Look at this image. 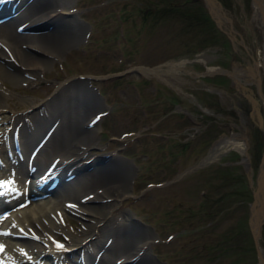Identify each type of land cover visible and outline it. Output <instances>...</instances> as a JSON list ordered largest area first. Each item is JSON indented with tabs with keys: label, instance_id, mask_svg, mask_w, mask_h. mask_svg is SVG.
Wrapping results in <instances>:
<instances>
[{
	"label": "rangeland",
	"instance_id": "374dc122",
	"mask_svg": "<svg viewBox=\"0 0 264 264\" xmlns=\"http://www.w3.org/2000/svg\"><path fill=\"white\" fill-rule=\"evenodd\" d=\"M174 1L68 0L82 19L79 37L60 34L70 41L56 53L35 44V51L52 58L25 80L15 84L3 80L11 92L5 99L6 108L15 119L31 115L29 112L42 106L40 102L44 105L56 95L60 83L85 75L102 94L99 105L85 110V118L93 107L104 111L95 123L97 140L79 161L110 153L133 165L129 188L114 211L133 216L130 225L141 226L147 233L151 229L148 249L153 258L160 264H264V214L256 209L252 216L254 228L260 220L256 241L249 222L252 206L264 208L262 11L256 0H206L219 21L217 26L209 24L201 4L192 5L193 12L186 19L184 12H175L189 3L175 6ZM53 29L46 32L56 31ZM223 30L231 36L241 62L255 64L257 87L250 83L246 85L249 93L242 90L252 104L244 101V113L233 111L237 117L228 111L231 101L244 100L239 90L217 89L211 84L216 79L222 82L223 77L201 75L205 65H225L234 54ZM2 41L13 49L9 41ZM220 43L230 51L225 57L220 55ZM161 62L165 64L153 67ZM142 65L146 68L139 67ZM60 97L66 101L64 95ZM173 102L190 116L179 108L174 111ZM234 134L237 141L228 140ZM0 135V158L9 160L7 135ZM215 145L220 150L213 154ZM245 154L247 168L241 162ZM21 179L29 180V176L23 174ZM257 186L263 200L260 203L258 198L254 204ZM81 218L65 211L61 221L77 233ZM225 234L233 235L224 239ZM54 237L70 242L61 230Z\"/></svg>",
	"mask_w": 264,
	"mask_h": 264
},
{
	"label": "bare ground",
	"instance_id": "6f19581e",
	"mask_svg": "<svg viewBox=\"0 0 264 264\" xmlns=\"http://www.w3.org/2000/svg\"><path fill=\"white\" fill-rule=\"evenodd\" d=\"M255 2L264 18V0ZM6 9L8 17L0 21V132L8 136L11 156L0 163V179H8L18 189L2 197L12 201L9 204H1L3 200H0V246H3L0 264L25 258L23 250L30 254L27 260L44 259L50 264L62 257L67 259V264H160L148 249L151 229L147 227L150 230L147 233L141 226L130 225L135 221L133 216L114 211L129 188L132 168L129 160L116 159L118 156L99 159L93 155L90 164H78L98 137L95 123L90 121L92 115L85 118L88 106L100 103L87 85L88 80L63 81L56 95L44 105L40 102L42 106L30 110L31 115L15 119V114L6 108L5 99L11 92L3 80L15 84L38 72L52 57L35 51V44L52 53L60 51L70 41L65 36L79 37L84 27L82 19L76 16L68 0H19L16 4L12 1ZM52 18L56 20L52 27L56 31L46 32V29L41 34L28 31L37 22ZM20 24L27 30L18 31L16 27ZM57 34L66 35H58L60 38L56 40ZM3 38L13 49L6 46ZM236 71L243 73L242 69ZM76 96H84L85 101L74 102L72 98ZM61 109V113L55 114ZM9 126L12 132L18 131L21 157L11 151L15 144ZM235 136L228 140L237 141ZM217 145L213 154L220 150ZM32 152L28 168L26 164ZM26 171L31 172L32 180H20ZM54 172L58 177L54 180L60 182L52 189L44 188V180ZM261 192H264V175ZM32 194L37 196L25 204L28 203L25 198ZM65 211L82 217L77 233L61 221ZM56 230L64 232L70 242L52 240ZM71 254L77 256L69 258Z\"/></svg>",
	"mask_w": 264,
	"mask_h": 264
},
{
	"label": "flooded vegetation",
	"instance_id": "af4514ba",
	"mask_svg": "<svg viewBox=\"0 0 264 264\" xmlns=\"http://www.w3.org/2000/svg\"><path fill=\"white\" fill-rule=\"evenodd\" d=\"M162 2L165 3L166 0H161ZM177 5H183L184 3H192V4H198L200 3L202 5V7L204 8V10L206 11V13L208 14V16L213 20V22L217 25L218 22L215 19V17L213 16L210 8L208 7L207 1L206 0H181L178 2H175ZM193 9V8H192ZM193 12V10L189 9L188 11ZM218 26V25H217ZM224 31V30H223ZM226 36H227V40L229 41V44L231 45V48L233 49V55H229L226 61L227 67L228 69L231 70V74H227V73H217L216 76H221L223 77V81H217V79L213 82V84H211L212 86H215L217 89L220 90H225V87H231L233 89L239 90V92L241 93V96L243 97L244 100H240L237 103H235L234 101H231L232 103V108L231 110L229 109L228 112H231L234 116L237 117L238 114L233 113V111H236V109L241 110L242 113H244V106L246 103L248 104H252L251 103V99L249 98V96H247V93H244L242 90H247L248 93L250 92V89L247 88L246 85L250 84V83H254V85H256L257 87V80L254 76V61L251 65L248 64H244L241 62V60H243V58L241 57H237V49H234V47H232L233 44V40L231 38V36L229 34H227L226 31H224ZM225 45L222 44L219 46L220 49H222L223 51H221L220 55H222V57H225V55H227V53H229L230 51L227 52V50H224ZM224 64H225V60H224ZM225 64V65H226ZM224 65V66H225ZM240 66V67H239ZM239 67V68H238ZM236 69H242L243 73H239L238 71H236ZM240 81V83L243 85L241 86V84L238 82L237 80ZM245 101V104H244ZM174 107V111H178V107H177V103L173 102ZM221 110H216L217 114H220ZM223 111V110H222ZM225 111V110H224ZM223 111V112H224ZM227 111V110H226ZM247 112H250V108H248L246 110ZM216 114V115H217ZM187 116H190L188 114H186ZM221 115V114H220ZM224 115V114H223ZM218 116V115H217ZM232 126H234L233 124H231Z\"/></svg>",
	"mask_w": 264,
	"mask_h": 264
},
{
	"label": "water",
	"instance_id": "95a60500",
	"mask_svg": "<svg viewBox=\"0 0 264 264\" xmlns=\"http://www.w3.org/2000/svg\"><path fill=\"white\" fill-rule=\"evenodd\" d=\"M208 1H212V0H208ZM215 3H217L219 6H220V3L218 2V1H216ZM44 26H46L45 24H43ZM44 26H42V27H44ZM159 65H161V63H159V64H157L156 66H159ZM214 71H221V72H227V73H229V71L227 70V69H224V68H222L221 70H214ZM214 71H212V70H208L207 69V67H206V70L205 71H203L202 73H208V74H211V73H213ZM94 90L97 92V96L99 97V96H101V94H100V92H98V90L94 87ZM263 97V99H264V96H262ZM109 155L108 154H100V157H108ZM244 166L247 168L248 166H249V160H248V157H247V155L245 156V159H244ZM132 166V168H133V165H131ZM258 180H259V178H258ZM250 182L252 183V179H250ZM253 195H254V201L252 202V203H254L255 204V202H256V200L259 198L260 200V203L262 202V200H263V198L261 197V196H259V194H258V186H257V188L255 187L254 189H253ZM256 209H258V210H260V215H263L264 214V208L260 205V207L259 208H255L254 206H252V209H251V212H250V215H249V222L251 223V221H252V216H253V213H254V210H256ZM259 222H260V220L258 221V223H257V227L256 228H254V226H253V224L251 223V230H252V234H253V238H254V240L256 241L257 240V236H258V227H259ZM259 253V252H258ZM259 256H260V259L262 260V258H261V254L259 253Z\"/></svg>",
	"mask_w": 264,
	"mask_h": 264
},
{
	"label": "trees",
	"instance_id": "16d2710c",
	"mask_svg": "<svg viewBox=\"0 0 264 264\" xmlns=\"http://www.w3.org/2000/svg\"><path fill=\"white\" fill-rule=\"evenodd\" d=\"M166 1L169 2V1H171V0H166ZM174 2H175V1H174ZM174 4H175V3H174ZM192 5H196V4H192V3H191V4H189V6L184 7V9H181V11H177V12H175V13H179V14H181V13L184 12V15H182V17H185L186 19H188L187 16H189L190 13H189V15H188V14L185 13V11L189 10L190 7H191V9H192ZM172 6H173V5H172ZM175 6H177V4H176ZM202 9L204 10L203 7H202ZM204 11H205V10H204ZM205 13H206V12H205ZM206 14H207V13H206ZM180 16H181V15H180ZM207 17H208V21L210 20V21H209V24H210L211 19H210V17L208 16V14H207ZM211 23H212V22H211ZM213 40H215V39H213ZM247 189H249V187H247ZM249 192H250V191H248V193H249ZM239 225H242V222H239V224H238V228H240ZM232 235H233V234H232ZM232 235H230V234H225V235H223V238H224V239H229V237L232 236ZM246 236H247V239H252L251 236H249L248 234H247ZM240 240L243 241V240H245V238H244L243 236H241V237H240ZM242 245H243V246H242ZM242 245H241V248L244 250L245 244L242 243ZM240 250H241V249H240ZM241 251H242V250H241ZM235 260H236V259H235ZM238 260H239V259H237V261H238ZM241 260L244 261V260H246V259H245V258H243V259L241 258ZM246 264H256V263H253V262L251 263L250 261H246Z\"/></svg>",
	"mask_w": 264,
	"mask_h": 264
},
{
	"label": "snow or ice",
	"instance_id": "6c2138e0",
	"mask_svg": "<svg viewBox=\"0 0 264 264\" xmlns=\"http://www.w3.org/2000/svg\"><path fill=\"white\" fill-rule=\"evenodd\" d=\"M0 251H3V246H0Z\"/></svg>",
	"mask_w": 264,
	"mask_h": 264
}]
</instances>
